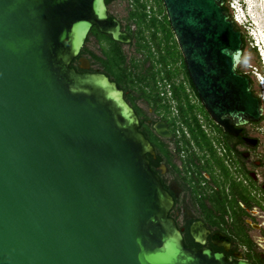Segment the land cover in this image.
<instances>
[{
  "label": "water",
  "instance_id": "water-1",
  "mask_svg": "<svg viewBox=\"0 0 264 264\" xmlns=\"http://www.w3.org/2000/svg\"><path fill=\"white\" fill-rule=\"evenodd\" d=\"M162 3L201 105L243 137L264 101L239 71L245 43L226 0ZM94 27L132 43L106 0H0V264H252L205 248L201 222V248L186 247L138 115L80 58ZM153 130L172 138L166 122Z\"/></svg>",
  "mask_w": 264,
  "mask_h": 264
},
{
  "label": "flooded vegetation",
  "instance_id": "flooded-vegetation-1",
  "mask_svg": "<svg viewBox=\"0 0 264 264\" xmlns=\"http://www.w3.org/2000/svg\"><path fill=\"white\" fill-rule=\"evenodd\" d=\"M151 122L146 125L152 126ZM255 124L242 127L243 137L204 126L213 148L191 141L187 127L190 144L183 141L179 127L173 132L168 124L170 139L160 138L153 130L160 138L156 144H166L171 152L168 161L148 139L156 152L152 156L155 172L174 200L170 218L182 230L186 247L201 248L191 236V227L201 222L207 230L205 248L225 254L228 260L238 261L242 256L252 264H264V159L257 157L260 141L252 147L243 139L252 137L249 128ZM252 230L259 236L254 237Z\"/></svg>",
  "mask_w": 264,
  "mask_h": 264
},
{
  "label": "trees",
  "instance_id": "trees-1",
  "mask_svg": "<svg viewBox=\"0 0 264 264\" xmlns=\"http://www.w3.org/2000/svg\"><path fill=\"white\" fill-rule=\"evenodd\" d=\"M112 1L106 0L108 7ZM127 1L129 2V13L125 32L131 36L132 43L130 45L118 43L111 36L94 27L80 56V58L87 57L90 60L91 70L88 72L104 73L125 92L126 101L134 108L140 119L139 131L147 139H150L155 149L160 150L162 157L166 160L170 161L171 152L166 144L161 142L156 144V140L158 141L160 138L156 137L153 125H146L149 117L138 108L137 103L139 101H144L150 105L160 115V120L169 124L170 128L174 130L173 132H175V128L179 127L185 143L190 144L191 141H194L201 147L206 145L213 148L212 141L203 127L213 125L220 132L221 129L214 124L200 103L172 32L162 0H154L150 9H148L149 0ZM114 18L116 17L110 15V19ZM237 29L241 31L238 26ZM92 38L100 47L99 54L89 49ZM243 39L246 48L247 38L245 35H243ZM125 46L135 47L136 52L143 57L129 58L124 49ZM71 67L76 68L79 73H85V71L79 70L78 59L74 61ZM245 75L253 82L251 76ZM163 81L173 84V98L178 111L176 117L172 115V105L161 96L159 83ZM194 98L197 102L194 101ZM178 123L180 124L178 125ZM255 125L259 126L260 123ZM182 126L188 128L191 141L186 139V133ZM147 159L150 161L152 170L156 171V163L153 162V157L147 155Z\"/></svg>",
  "mask_w": 264,
  "mask_h": 264
},
{
  "label": "rangeland",
  "instance_id": "rangeland-1",
  "mask_svg": "<svg viewBox=\"0 0 264 264\" xmlns=\"http://www.w3.org/2000/svg\"><path fill=\"white\" fill-rule=\"evenodd\" d=\"M241 1L242 0H228L227 2V6L231 10L233 18L238 19L239 16L243 21L238 25L243 35L247 38V46L244 50V56L239 70L251 76L256 94L264 101V0H244L246 3L245 10L243 8L244 6L242 7L240 3ZM128 13L129 2L127 0H113L109 6V14L121 21L124 30L128 24ZM249 21L250 23L252 22V24H249ZM89 49L97 54L100 53V47L97 45L94 38L91 39ZM124 49L129 58L143 57L140 53L136 52L135 47L125 46ZM194 101L196 102V99ZM137 106L149 117V120L152 121V125L160 118V115L144 101H139ZM249 130L251 136L260 141V146L257 149V157L264 159V120L259 126H251ZM251 234L254 237L259 236L256 230H252Z\"/></svg>",
  "mask_w": 264,
  "mask_h": 264
},
{
  "label": "built area",
  "instance_id": "built-area-1",
  "mask_svg": "<svg viewBox=\"0 0 264 264\" xmlns=\"http://www.w3.org/2000/svg\"><path fill=\"white\" fill-rule=\"evenodd\" d=\"M149 3L150 4H149L148 9H150L152 7V5L154 4V0H149ZM233 19H235V18H233ZM172 85L173 84L168 82V81H163V82L159 83V89L161 92V96L164 97L165 100L169 101V103L172 105V115H173V117H176L178 115V111L176 109V102L173 98ZM179 124L180 123H178V125ZM182 129L185 130L183 126H182ZM185 133H186V131H185Z\"/></svg>",
  "mask_w": 264,
  "mask_h": 264
},
{
  "label": "clouds",
  "instance_id": "clouds-1",
  "mask_svg": "<svg viewBox=\"0 0 264 264\" xmlns=\"http://www.w3.org/2000/svg\"><path fill=\"white\" fill-rule=\"evenodd\" d=\"M241 4H242V7L244 8V10L246 9V3L244 2V0H242L241 2H240ZM237 23V22H236ZM237 24H239V23H237Z\"/></svg>",
  "mask_w": 264,
  "mask_h": 264
},
{
  "label": "bare ground",
  "instance_id": "bare-ground-1",
  "mask_svg": "<svg viewBox=\"0 0 264 264\" xmlns=\"http://www.w3.org/2000/svg\"><path fill=\"white\" fill-rule=\"evenodd\" d=\"M235 21L237 22V23H242L243 21L239 18V16H238V19H235ZM263 98H264V93H263Z\"/></svg>",
  "mask_w": 264,
  "mask_h": 264
}]
</instances>
